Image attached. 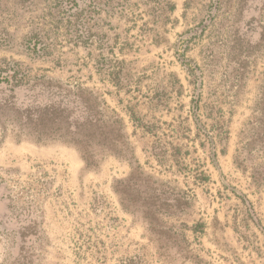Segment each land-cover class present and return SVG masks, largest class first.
I'll return each instance as SVG.
<instances>
[{
    "label": "rangeland",
    "instance_id": "1",
    "mask_svg": "<svg viewBox=\"0 0 264 264\" xmlns=\"http://www.w3.org/2000/svg\"><path fill=\"white\" fill-rule=\"evenodd\" d=\"M212 1L0 0V264H264V0Z\"/></svg>",
    "mask_w": 264,
    "mask_h": 264
},
{
    "label": "trees",
    "instance_id": "2",
    "mask_svg": "<svg viewBox=\"0 0 264 264\" xmlns=\"http://www.w3.org/2000/svg\"><path fill=\"white\" fill-rule=\"evenodd\" d=\"M220 1L221 0H213L212 1V8H214V9H217V7L219 6V4H220ZM70 3V2H69ZM75 7V8H77V5L76 4H74V3H70V8H72L73 6ZM30 45V42H29V44H28V46H27V49L28 50H32L33 52H42V51H44L45 49L43 48V47H39L38 45L39 44H37V43H34V45L32 46V48L29 46ZM6 70L8 71L7 73L8 74H11L10 76H8V75H5V76H2L4 73L6 74ZM27 76H28V74L26 73H23L22 71H21V73L19 72V69H14V70H11L10 68H8V69H2V68H0V81H6V82H8V81H12V82H14L16 85H18V84H22V82L24 81V79L25 78H27ZM3 77V78H2ZM197 109V108H196ZM136 118L134 117V115L133 114H131L130 115V121L131 122H133L135 125H136V127H138V128H142V129H144L146 132H148L149 133V130H148V127L147 126H144L139 120H135ZM91 121H93L94 123L95 122H97V120L96 119H93V118H91ZM200 227H202V226H200ZM201 230V229H200ZM194 231H196V230H194ZM198 231V230H197Z\"/></svg>",
    "mask_w": 264,
    "mask_h": 264
}]
</instances>
